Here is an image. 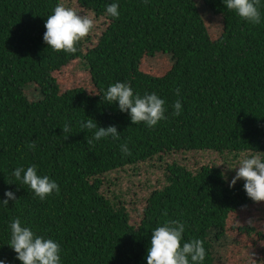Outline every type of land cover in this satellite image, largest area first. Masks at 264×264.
<instances>
[{
  "label": "trees",
  "instance_id": "trees-1",
  "mask_svg": "<svg viewBox=\"0 0 264 264\" xmlns=\"http://www.w3.org/2000/svg\"><path fill=\"white\" fill-rule=\"evenodd\" d=\"M77 2L104 18L106 26L96 41L88 35L75 53H67L43 40L47 17L62 0H0V261L23 264L8 244L15 218L60 245V264H147L152 231L170 220L185 225L181 247L197 239L216 247L214 239L231 234L251 246L264 240L257 231L264 212L253 222L233 223L241 209L261 208L264 202L246 195L244 180L229 186L222 173L235 169L213 165L223 152L264 159V0L256 25L224 0ZM111 3L119 5L118 18L106 12ZM78 59L90 85L62 86L55 76ZM117 82L141 97L156 93L165 100L167 118L152 128L133 124L118 101L102 98ZM177 100L183 109L179 116L172 114ZM89 119L96 129L80 127ZM64 124L72 129L67 140ZM111 125L119 140L87 143L86 136ZM32 142L34 150L28 147ZM190 152L192 158L212 153V166L186 168L177 158ZM167 158L173 162L164 170V186L147 196L139 224L132 222L125 196L115 190L114 198L108 196L110 174ZM33 165L39 176L56 181L58 194L41 200L15 180V168ZM9 190L17 200L4 205ZM186 199L182 214L178 200ZM215 247L199 264H222ZM239 254L233 251L227 263L242 264Z\"/></svg>",
  "mask_w": 264,
  "mask_h": 264
},
{
  "label": "clouds",
  "instance_id": "clouds-1",
  "mask_svg": "<svg viewBox=\"0 0 264 264\" xmlns=\"http://www.w3.org/2000/svg\"><path fill=\"white\" fill-rule=\"evenodd\" d=\"M224 3L229 10H235L242 19L249 23L254 25L261 23V14L258 8L260 0H224ZM106 12L108 15L118 18L120 15L119 5L109 4L106 7ZM94 26V19L91 16L79 14L60 3L54 8L53 14L47 17L43 40L48 47L57 52L75 53L77 43L88 36ZM179 93L180 90L176 89V94L179 95ZM102 98L107 103L118 101L119 110L128 113L133 124L143 122L148 128H152L159 121L167 118L165 116V100L156 93L146 94L143 97L139 94L134 95L133 89L127 83L112 84ZM172 107L174 109L172 114L179 116L183 110L180 100L175 101ZM80 127L92 130L97 128V124L93 119H89L86 122H80ZM62 131L67 140L69 137L67 134L72 131L71 127L64 124ZM104 137L119 140L120 132L115 125L99 127L94 135L86 136V141L89 145H93L94 141ZM28 147L34 150L35 142L29 144ZM120 150L126 156L132 154L127 144H121ZM228 167L236 170L235 176L229 184L230 187L235 186L236 182L242 179L245 181L243 187L246 195L256 203L264 202V159L261 156L252 155L249 158L241 159L237 167ZM13 176L21 186H28L41 200L54 191L57 194L60 191L55 180H50L46 175L41 177L37 174L35 165L26 170L23 167H17L13 171ZM222 176L227 180L226 173H222ZM8 183L12 182L8 181ZM5 196L7 199L2 201L4 205H8L9 200H17L15 193L11 190L7 191ZM10 228L11 239L8 244L17 254L16 258L23 264H60L61 248L57 242L35 235L31 229L21 225L19 218H15L11 222ZM184 229L185 225L178 220H170L163 226L154 229L146 257L147 264H189V257L192 264L202 262L206 255L203 241L193 240L184 243L181 247ZM0 264H5V262L0 261Z\"/></svg>",
  "mask_w": 264,
  "mask_h": 264
},
{
  "label": "rangeland",
  "instance_id": "rangeland-1",
  "mask_svg": "<svg viewBox=\"0 0 264 264\" xmlns=\"http://www.w3.org/2000/svg\"><path fill=\"white\" fill-rule=\"evenodd\" d=\"M62 3L69 8L77 11L79 14H86L91 16L94 19L95 26L89 33V36L93 38L95 41L98 38L100 32L106 26V21L104 18H97L95 14L82 8L77 0H62ZM87 44V43H86ZM86 50V47H85ZM87 71L84 70L81 60H74L68 67L64 68L58 75V79L60 78L62 82V86H67L72 83L73 85H82L89 86L90 82L86 81ZM190 153H183L182 156L178 157V161H181V164L185 165L186 168H189L192 171L199 170L203 166H212L208 160L213 158L214 155L210 152H203V154H198L195 158L191 156ZM252 153L245 152L242 154H235L233 152H223L222 154H217L218 157L213 165H217L222 168L237 167L239 161L243 158H249ZM173 161L170 158H167L166 161L160 162L158 159L148 160L145 162H141L136 164L135 166H131L127 168L124 172H119L117 174H110V179L112 180L111 184L107 182L105 188L108 189V196L114 198V190L115 192L122 193L121 196H125L128 204V208L131 211L132 222L138 223L141 219V214L146 205L147 196L152 192V190L156 187L162 188L164 184L162 183L164 177V170L167 168V164H171ZM209 163V164H207ZM235 173V172H234ZM235 176L233 172L227 174V178L231 181V179ZM242 180V179H241ZM239 180V181H241ZM180 202L181 207L180 211H184L186 208V204H189L184 200H178ZM179 208V207H178ZM264 212V203L260 206L249 204L248 209L246 207L241 209L237 214H235L233 223H236L235 226L240 225L238 223H242L249 221L253 222L255 218H258ZM182 214H184L182 212ZM247 223V222H246ZM164 224V223H163ZM256 224V223H255ZM229 225L227 223V231H230ZM257 231H261L264 233V220L261 221L260 224H257ZM213 233V232H212ZM210 233V234H212ZM208 235V233L206 232ZM209 234V235H210ZM233 234L238 235L235 231ZM215 235H219L218 232ZM254 238L256 235L254 234ZM210 239V238H209ZM220 240V244H217ZM216 247L213 242L208 241L207 244L203 245L205 249L206 255L210 253V251L215 247L214 253L217 258L220 260L222 264H228V258L233 251L240 252L238 261H241L242 264H263L264 258V240L255 239V244L251 246L250 242L243 243V241L236 239L231 235H223L219 239L215 240Z\"/></svg>",
  "mask_w": 264,
  "mask_h": 264
}]
</instances>
